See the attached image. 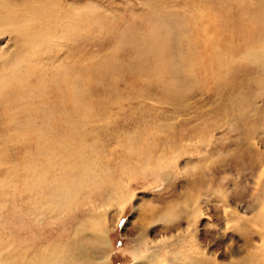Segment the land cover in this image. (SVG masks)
I'll list each match as a JSON object with an SVG mask.
<instances>
[{
	"label": "rangeland",
	"instance_id": "374dc122",
	"mask_svg": "<svg viewBox=\"0 0 264 264\" xmlns=\"http://www.w3.org/2000/svg\"><path fill=\"white\" fill-rule=\"evenodd\" d=\"M37 1L49 42L0 36V263L100 219L108 264L173 226L202 262L264 264V0Z\"/></svg>",
	"mask_w": 264,
	"mask_h": 264
},
{
	"label": "bare ground",
	"instance_id": "6f19581e",
	"mask_svg": "<svg viewBox=\"0 0 264 264\" xmlns=\"http://www.w3.org/2000/svg\"><path fill=\"white\" fill-rule=\"evenodd\" d=\"M10 1L11 0H0V36L1 35L5 36L4 34H7V29H8V26L10 25L11 27H13V29L19 35V37L24 39V42L26 44H27V42H29V44H32V46L36 45V46L32 47L33 49L35 47V49L37 50L41 46V42L42 43L49 42L47 37H50L52 35H51V33H48V35H47V33H44V29L45 28L47 29L48 26L50 25V22L52 21V18H53L52 13H49V12H47L48 14L43 13V10L39 6L40 2L38 3L37 0H31L29 2V4H27V7L25 6V9L22 8L24 10V13H22L23 12L22 9H21L22 12H19L20 10L17 9L18 6H16V5L18 3L17 4L15 3L16 5L15 4L11 5V6H13L11 8L10 7V3H11ZM24 5H26V4H24ZM47 5H48V3H47ZM43 27H44V29H43ZM12 35H13V32H12ZM1 44H0V49L2 48ZM0 56H1V59H3V61L7 60V58H6L7 51H3V49H1L0 50ZM253 58L255 60H257V59L264 60V43H263V47L261 48V50H259V51L256 50L254 52ZM0 81H1V78H0ZM3 85L0 83V87L1 86L3 87ZM78 153H76V154H78ZM72 155H73V153H72ZM78 155L80 156L81 153ZM72 166L76 167L75 163H73ZM70 175H69V177H70ZM59 180H61V179H59ZM62 182H63V180H62ZM67 184L65 183L66 186H67ZM66 190H68L67 187H66ZM123 196L124 195L121 196V198H120L121 200H124V198H122ZM59 197H60V195H59ZM64 200H65V198H64ZM233 212L234 211H232V213ZM195 213H198V207L196 205L194 207H192L191 213L189 212V214L194 215ZM166 217L168 218V216H165V218ZM162 218H164V217H162ZM167 220L168 219H166V221ZM193 220L194 219H192V216H191V218L188 220L187 225H186L187 231H188L189 226H192ZM237 222H238V220H237ZM84 226L82 225V228L80 229L82 231V233L84 234V241H83V243H81L80 241H76L77 242V246L75 247L76 250H75V248H73L72 250H70L68 252L67 256H65V255H62L63 252L61 250L62 248L64 249L65 246L63 245L64 246L63 247L60 244H58L57 246L60 245L61 248L60 249L58 248L59 250L57 251V255L55 254L54 257H51V256L47 257V255L43 254L39 257H37V256L32 257L31 258L32 260L27 262V264H49V262H52L51 264H108V257L106 256V254L108 251H110V237H109V232H108L109 227L105 226L101 222L100 219H94L93 221H91L90 225L88 227H86V229ZM80 227H81V225H80ZM173 229H174V231L172 234L167 235V234L163 233L160 236V238L155 240V241L153 240L154 238L152 239L153 241H147L146 240L147 241V242H145V247L147 250L146 254L140 253L141 248L136 247L137 255H136V258H135V261L133 264H163L164 262L169 261L171 258H173L172 261L175 260L174 258H177L175 261L178 262V259H179V261L183 262V264H209V263H205V261L202 262L201 260H198L192 253H187V252L185 253V247H188L190 243L185 242L187 240H184L185 236L183 235V231H181L178 226H173ZM162 231H164V230H162ZM143 236H144V234H143ZM144 238H145V236H144ZM177 239H180L182 241L181 244H183V247H178L176 245ZM33 247H34V245H33ZM38 248H40V247H38ZM200 248H202V247H200ZM54 249H57V248H54ZM36 251L39 252V250H36ZM50 251H52V250H50ZM205 254H207V253H205ZM9 255H10V253H9ZM229 255H231V254H229ZM7 257H8V255H7ZM11 257H13V258H11L12 260L10 258L4 259L7 263H5L4 260H3V262L5 264H25V263H23V261H22L23 259L21 260V258L19 261L13 260L15 258L19 259L18 256L17 257L11 256ZM76 257H77V259H75ZM231 257L232 256H230V258ZM26 260H28V259H26ZM3 262L0 264H4ZM238 262L235 261L234 264H244V263H241V262L238 263ZM166 264H168V263H166ZM170 264H173V263H170ZM174 264H175V262H174ZM215 264H217V263H215Z\"/></svg>",
	"mask_w": 264,
	"mask_h": 264
}]
</instances>
